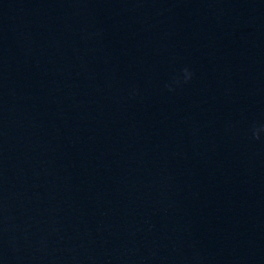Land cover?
I'll return each instance as SVG.
<instances>
[{"label":"water","instance_id":"obj_1","mask_svg":"<svg viewBox=\"0 0 264 264\" xmlns=\"http://www.w3.org/2000/svg\"><path fill=\"white\" fill-rule=\"evenodd\" d=\"M254 124L263 0H0V264H259Z\"/></svg>","mask_w":264,"mask_h":264},{"label":"clouds","instance_id":"obj_2","mask_svg":"<svg viewBox=\"0 0 264 264\" xmlns=\"http://www.w3.org/2000/svg\"><path fill=\"white\" fill-rule=\"evenodd\" d=\"M193 76V71L188 67H184L173 77L171 83L166 84L165 87L170 92L175 91L176 87L189 83ZM251 134L254 139L260 140L262 134H264V124H254L251 128Z\"/></svg>","mask_w":264,"mask_h":264}]
</instances>
